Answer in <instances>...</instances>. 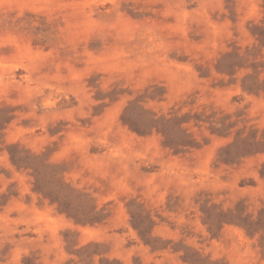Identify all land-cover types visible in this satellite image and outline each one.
Returning a JSON list of instances; mask_svg holds the SVG:
<instances>
[{"label":"rangeland","instance_id":"obj_1","mask_svg":"<svg viewBox=\"0 0 264 264\" xmlns=\"http://www.w3.org/2000/svg\"><path fill=\"white\" fill-rule=\"evenodd\" d=\"M0 264H264V0H0Z\"/></svg>","mask_w":264,"mask_h":264}]
</instances>
